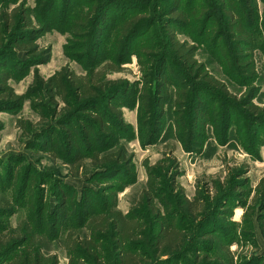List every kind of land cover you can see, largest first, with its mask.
I'll return each mask as SVG.
<instances>
[{
	"label": "rangeland",
	"instance_id": "rangeland-1",
	"mask_svg": "<svg viewBox=\"0 0 264 264\" xmlns=\"http://www.w3.org/2000/svg\"><path fill=\"white\" fill-rule=\"evenodd\" d=\"M222 1L153 0L147 11L140 10L137 15L144 29L129 47L120 28L136 9L120 14L99 0H0V12L19 10V15L25 12L33 32L27 36L31 49L35 50L31 56L24 50L9 49V57L22 61L12 69L9 84L23 97V102L17 109L0 111V201L6 199L10 209H18L14 201L28 179L29 188L39 192L51 212L58 201L55 194L61 181L71 183L78 198L85 188L97 189L100 199L106 196L91 181L101 169L87 160L81 175L73 177L65 160L48 151L57 138L64 137L65 129L80 127L78 116H86L87 112H79L75 99L68 96L63 101L56 91H52V100L44 83L63 67L83 75L94 66L100 69L113 65L116 69L107 74L106 80L129 86V92L121 100L123 129L114 130L113 138L105 140V145L93 144V151L103 156L124 147L131 166L126 169L128 174L125 171L126 177L119 175L121 182L104 178L103 183L114 182L121 187L118 208L127 214L142 205L146 207L142 195L151 180L156 186L155 204L162 216L185 232L184 247L169 256H154L149 241L145 240L140 250L150 260L145 259L143 264H157L159 260L164 264H229L226 252L232 257L231 264H264V115L251 111L252 107L264 110V0H232L252 37L255 65L252 78H248L250 73L240 71L220 13ZM173 10L183 12L180 21L184 23H172ZM81 12L91 22L87 32L73 28ZM202 12H206L205 17L211 15V20H203ZM170 29L175 30L177 40L195 48L196 60L222 85L223 91L194 80L189 70L172 57L166 38ZM78 33H85V37ZM125 47L129 48L126 53ZM146 53H152L155 59L149 61ZM140 61L143 66L153 65L147 85L150 96L144 92L146 81ZM163 63L172 68L164 65L159 71ZM167 74L170 93L160 89L166 84ZM179 87L182 94L188 95L182 117L188 121L192 138L188 137L187 127L176 124ZM146 96L149 108L142 109ZM196 100L201 101L202 119L194 123ZM69 121L71 125H61ZM54 130L55 134L50 135ZM28 196L24 197L25 203L31 201V195ZM186 201L191 203V212ZM19 211L0 218V234L8 222L20 226L27 221L30 210ZM144 217L150 222L147 215ZM65 236L44 241L43 253L57 256L58 264H72L64 247ZM9 238L4 236V240ZM107 241L105 247L109 251L101 253L105 262L101 260L104 264H115L111 242ZM19 252L22 249L10 255L0 250V264H13ZM75 264L94 263L82 257Z\"/></svg>",
	"mask_w": 264,
	"mask_h": 264
},
{
	"label": "trees",
	"instance_id": "trees-1",
	"mask_svg": "<svg viewBox=\"0 0 264 264\" xmlns=\"http://www.w3.org/2000/svg\"><path fill=\"white\" fill-rule=\"evenodd\" d=\"M99 1L102 2L101 4L111 6L120 14H126L136 9L122 23L120 28L121 37L127 39V45L130 47L129 44L133 41V38L144 29L142 19L137 15L140 14V10L142 12L147 11L153 0ZM106 6L104 9L108 10ZM246 8L249 9L248 5ZM18 12L19 10L0 12V111L17 109L23 102V97L17 95L9 84L12 79V69L20 66L22 61L17 57H9V49L16 48L19 51H27L31 56L35 55V50L31 49V43H29L30 38L27 36V34H33L31 30L32 23L28 20L25 12H21V15ZM220 13L223 14L225 31H228V37L233 43L240 71L246 75L250 73L248 78L254 77L252 37L245 30L233 1L223 0L220 5ZM249 13L252 12L249 10ZM201 14L206 22L211 20V15L205 17L206 12ZM170 15L173 16L171 21L175 24L176 21L181 22L180 18L183 17V12L178 13L173 10ZM88 18V15L85 16L81 12L73 22L74 30L89 31L91 22ZM135 28L136 31H134ZM19 29L22 30L18 34ZM84 34L78 33L77 35L85 37ZM166 38L172 57L180 61L189 70L194 80L207 87L224 90L222 85L205 71L204 66L198 63L194 47L177 40V35L173 29L168 31ZM21 39H27V42H22ZM210 39H214V36H211ZM128 50L129 48L125 47V53ZM143 50L146 51V48ZM146 55L149 61L155 59V55L152 53H146ZM140 63L144 69L146 81L144 92L150 96L151 90L147 88V85L153 73V65L150 67L148 63H145L143 66L141 61ZM165 63L160 66L159 71H162L164 65L167 68H172ZM230 66L233 67V63L230 62ZM98 68L94 66L86 74L78 75L63 67L49 80L45 81L46 90L52 100L54 99L52 91H56L63 101H67L68 96L75 99L76 104L80 106L79 112H87L86 116H78L81 126L65 129L64 137L60 140L57 138L48 151L55 157L65 160H63L64 164L68 165L73 177L81 175L87 160L91 162L92 166L101 169L102 171L96 172L94 179L91 181L97 185L100 193H104L106 196L100 199L97 197V189L85 188L81 197L78 198L77 189L71 183L61 181L57 184L59 190L55 194L58 201L51 212L49 206L42 201L39 192L35 193L34 190H31L32 188H29L30 180L28 179L23 191L17 192V199L14 202L19 207L18 209H10L11 204L6 199L0 201V203L2 202V208H0L1 219L19 213L20 208L30 210V212H27V221L23 225L13 226L8 222L1 230L0 250H6L10 255L14 251L22 249V252L14 257L13 264H58L57 256H47L43 253L46 246L44 241L59 239L62 234L66 235L64 247L71 258L72 264H75L77 259L82 257H87L94 264H104L105 257L101 253L109 251L105 247L107 240L111 242L110 251L114 252L115 264H143L145 259L150 260L147 254L140 250L145 240L149 241L150 249L153 255L157 257L172 255L184 247L186 242L185 232L177 229L174 223L167 219V216H162L155 204L156 186L151 184V180L148 183V188L145 189L144 195H142V201L147 202L146 207L142 205L140 209L134 208L127 214H124L118 208V192L121 187L114 182H110V184L103 183L105 179L121 182V177H126L124 176L125 171L128 174L126 169L131 166L130 157H128V152L124 147L110 153H104L103 156H100L99 152L93 151V144L102 143V145H105V140L109 141L113 138L114 130L123 129L122 107L124 101L121 100L129 92V86L115 85V82L106 80L107 74L116 69L113 65H104L100 69ZM168 77L167 74L165 77L166 84L160 86L161 90L165 88L166 93H170L169 85L171 81ZM182 91L181 87L176 91L180 97V100L178 99L175 102V108L178 112L176 124L180 128L187 127L188 137L192 138L194 134L190 136L188 121L182 117L188 98V95L182 94ZM148 96L142 99V109L149 108ZM196 101L197 108H194V123L202 119L201 101ZM251 111L254 115L260 113L264 115V110L257 107H252ZM70 123L69 121L61 125H71ZM20 125L23 124L20 123ZM54 134L55 130L50 133V135ZM60 151L61 154H59ZM119 175L120 178H118ZM31 187H33V183ZM28 195H31V201L27 202L26 200L25 203L24 197L27 198ZM186 206L190 210L188 211L191 212V203L186 201ZM30 213H33V215H29ZM144 215H147L150 222L146 220ZM59 218L62 220H58ZM34 221H36L35 225ZM41 222L43 223L40 224ZM6 235L10 236L8 240H4ZM34 238L40 239L36 242ZM101 258L104 259V262ZM226 258L229 264L233 262L229 252H226ZM157 264H164V261L159 260Z\"/></svg>",
	"mask_w": 264,
	"mask_h": 264
}]
</instances>
